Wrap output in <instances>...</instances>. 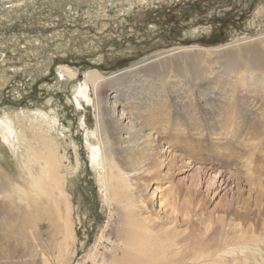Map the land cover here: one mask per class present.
Instances as JSON below:
<instances>
[{
    "label": "rangeland",
    "instance_id": "1",
    "mask_svg": "<svg viewBox=\"0 0 264 264\" xmlns=\"http://www.w3.org/2000/svg\"><path fill=\"white\" fill-rule=\"evenodd\" d=\"M262 34L264 0H0V116L24 111L26 133L31 136L38 129L42 113L55 118L52 129L58 143L55 152L60 173H68L65 192L70 206L68 225L73 230V236L69 233L65 238L67 228L63 222L58 228L59 220L53 216V207L45 196L42 204L34 203L41 193L30 189L22 160L13 157L0 139V264H75L77 261L93 264L91 258L84 262L83 254L94 243L98 244L97 251L102 252L99 244L106 239L120 242L115 253H121L123 212L118 204H107L104 199V179L101 181L91 166L86 146L87 139L96 142L92 137L96 126L94 92L89 84L86 100L78 95L77 89L89 71L96 69L109 76L158 51L182 46L213 49L204 51L201 61L189 62L186 69L170 68L167 76L177 84L176 80L181 78L195 96L205 95V82L215 81L211 85L215 86V93L210 94L214 97L229 78L237 82L243 75L225 70L215 60V54L226 45ZM239 62L249 68L245 59ZM60 65L72 68L75 75L63 74ZM154 77V82L161 85L159 77ZM198 81L204 84L196 87ZM238 94L246 97L251 111L264 112V82L261 93L246 94L239 87ZM213 117L206 119L205 115V132L209 126L219 125L216 115ZM249 130L239 138L230 139L228 148L219 153L207 151L209 137L205 135L202 165L222 171L228 183L239 180L244 188L237 189L227 182L216 183L212 188L205 179L202 210L205 219L211 218L219 224L220 218L228 219V213L235 210L239 218L245 215L247 222L256 223L259 229L264 222V197L257 196L255 191L249 193L246 188L257 177L264 186V134L254 138V144L244 145L241 137L252 136ZM248 151L252 152L250 171L246 167ZM33 170L37 174L39 167ZM187 173L190 174L172 173L171 185H187L184 177ZM167 184L158 182L161 189ZM17 185L24 193L17 190ZM56 195L65 218V202ZM259 207H263L261 212ZM20 210L29 212L31 223L19 230L8 221L18 216ZM248 243L249 250L240 253L237 264H244L245 257L248 264L264 263V234H256ZM95 264H102L98 255Z\"/></svg>",
    "mask_w": 264,
    "mask_h": 264
},
{
    "label": "bare ground",
    "instance_id": "2",
    "mask_svg": "<svg viewBox=\"0 0 264 264\" xmlns=\"http://www.w3.org/2000/svg\"><path fill=\"white\" fill-rule=\"evenodd\" d=\"M212 50L182 46L158 51L109 76L93 69L79 85V96L88 100L90 84L95 99L96 126L92 137L96 142L86 141L90 163L100 180L104 179V199L107 204H118L124 224L120 229V254L115 253L120 242L112 241L113 246L109 248L105 245L106 239L99 244L102 252L97 251L96 243L85 251L84 262L91 258L95 264L98 255L102 264L107 259L109 264H237L240 253L249 250L248 242L256 234H264V222L258 229L254 220L247 222L245 215L244 219L239 218L235 210L228 213V219L218 218L220 224L211 218L205 219L202 210L205 179L212 188L216 183H230L224 179L222 171L216 172L211 166L205 168L202 165L205 164V135L209 137L207 151L219 153L228 148L230 139L239 138L249 129L252 136L241 137L244 145L254 144L253 139L264 134V112L251 111L247 108L246 97L238 94L239 87L246 94L263 90L264 34L226 45L215 54V60L225 70L237 74L243 72V75L238 83L229 78L226 90L220 88L214 97L210 94L215 93V86H211L215 81L205 82V95L195 96L181 78L176 80L178 84L168 79L170 68L186 69L192 60L201 61L204 51ZM241 58L247 62L248 69L239 62ZM60 70L66 75H75L68 66L60 65ZM154 75L159 77L161 85L154 82ZM202 84L198 81L195 86ZM205 115L206 119L216 115L219 125L209 126L205 132ZM54 119L42 113L38 129L36 127L31 136L26 133L24 111H18L14 116L5 113L0 116V139L13 157L22 160L30 179V189L41 193L34 203L42 204L45 196L53 207V216L59 220L58 228L61 222L65 224L67 238L69 233L73 236L68 225L70 206L65 192L68 173H60V161L55 152L58 143L52 133ZM219 128L222 131L219 132ZM251 154L248 153L246 162L249 171L253 168ZM206 155L209 158L210 154ZM36 166L39 167L37 174L33 170ZM176 172H190L184 175L187 185H171L172 173ZM158 182L168 184L161 189ZM230 184L237 189L244 188L239 180ZM248 185L246 191H255L257 196L264 197L260 177L252 179ZM16 188L20 193L25 191L19 185ZM56 193L65 202V218ZM194 195L201 196L195 198ZM262 208H258L259 212ZM49 214H46L48 218L51 217ZM17 215L8 221L17 229L31 223L29 212L20 210ZM206 223L214 225L208 227ZM103 253L108 255L107 258ZM243 261L248 264L249 260L245 257ZM258 264L264 263L258 261Z\"/></svg>",
    "mask_w": 264,
    "mask_h": 264
},
{
    "label": "built area",
    "instance_id": "3",
    "mask_svg": "<svg viewBox=\"0 0 264 264\" xmlns=\"http://www.w3.org/2000/svg\"><path fill=\"white\" fill-rule=\"evenodd\" d=\"M105 245H106V247H109V248L113 246L112 241L106 242Z\"/></svg>",
    "mask_w": 264,
    "mask_h": 264
}]
</instances>
